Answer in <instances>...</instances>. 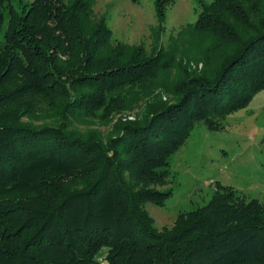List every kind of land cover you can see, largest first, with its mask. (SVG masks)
<instances>
[{
    "label": "trees",
    "instance_id": "trees-1",
    "mask_svg": "<svg viewBox=\"0 0 264 264\" xmlns=\"http://www.w3.org/2000/svg\"><path fill=\"white\" fill-rule=\"evenodd\" d=\"M17 1L0 0V264H99L103 249L107 264H264V205L218 182L170 229L144 209L172 196L195 124L218 131L264 90V0L202 3L151 54L114 42L95 0ZM173 3L153 0L157 31ZM98 124L108 136L76 127Z\"/></svg>",
    "mask_w": 264,
    "mask_h": 264
},
{
    "label": "rangeland",
    "instance_id": "rangeland-1",
    "mask_svg": "<svg viewBox=\"0 0 264 264\" xmlns=\"http://www.w3.org/2000/svg\"><path fill=\"white\" fill-rule=\"evenodd\" d=\"M20 1L29 3L33 0ZM209 2L174 0L167 11L163 29L159 31L153 0H138L135 4L129 0H95L93 13L96 18L105 17L114 42L141 46L151 54L156 47H166L181 28L194 24L201 4ZM10 3L14 7L19 5L17 0H10ZM4 16L6 24V11ZM3 46L1 34L0 49ZM190 66L196 67L194 63ZM201 67V64L197 65V68ZM138 111L127 113V120L136 119ZM23 120L39 123V119L24 117ZM220 125L222 129L209 131L203 123L195 124L183 145L171 155L169 183L163 187H173L172 196L163 207L148 203L144 208L155 231L172 228L180 214L205 205L217 182L244 201L257 200L264 205V90L257 93L245 109L228 115ZM76 127L83 132H100L102 137L108 136L110 131V127L101 124ZM106 253L103 249L96 256L99 264H107Z\"/></svg>",
    "mask_w": 264,
    "mask_h": 264
},
{
    "label": "clouds",
    "instance_id": "clouds-1",
    "mask_svg": "<svg viewBox=\"0 0 264 264\" xmlns=\"http://www.w3.org/2000/svg\"><path fill=\"white\" fill-rule=\"evenodd\" d=\"M104 247H105V248H107V246H106V245H105ZM109 251H110V249H109Z\"/></svg>",
    "mask_w": 264,
    "mask_h": 264
}]
</instances>
